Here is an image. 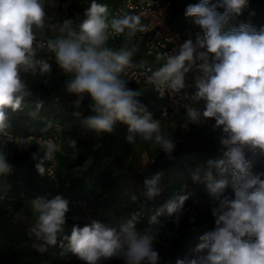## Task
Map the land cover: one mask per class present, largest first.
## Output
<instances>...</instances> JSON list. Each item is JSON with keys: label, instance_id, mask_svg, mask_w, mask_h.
<instances>
[{"label": "clouds", "instance_id": "obj_1", "mask_svg": "<svg viewBox=\"0 0 264 264\" xmlns=\"http://www.w3.org/2000/svg\"><path fill=\"white\" fill-rule=\"evenodd\" d=\"M46 5L47 0H0V176L12 171L6 151L10 143L20 149L31 146L14 136L10 113L39 116L43 102L37 100L34 109L30 107L35 96L30 81L39 77L47 85L52 62L66 77L63 88L74 97L72 115L81 130L112 134L119 122L127 126L128 144L135 145L139 138L171 159L176 141L162 132L161 121L141 102L143 90L128 86L135 76L130 69L137 67L135 38L146 28L141 16L122 10L112 15L107 3L91 0L77 26L71 18L51 24ZM247 5L248 0L189 4L184 15L204 35L197 36L195 43L187 39L171 51H157L159 67L144 68L146 82L160 98L178 97L172 108L174 112L183 109L181 127L210 124L218 132L223 152V158L207 161L203 177L200 168L192 174L193 182H207L214 230L199 236L189 255L177 258L175 264H264V170L254 173L246 159L248 153L264 158V26L231 23ZM46 28L56 34L41 38ZM115 37L123 38L118 48L109 43ZM193 70L195 91L189 93L185 89L193 85L186 84V76ZM86 101L88 115L81 111ZM65 143L75 159L79 154L76 139L38 142V152L31 156L41 176L54 178L46 163L56 160ZM213 167L221 177L218 180L213 179ZM229 173L230 193L225 178ZM159 179L157 174L144 181L149 199L161 194ZM188 199L187 193H174L151 215L148 226L138 228L139 214L118 226L97 220L69 226L68 199L60 194L51 199L37 196L27 200L35 217L27 232L30 247L44 254L59 246L61 255L70 252L82 264L112 260L160 264L155 244L164 225L159 218L174 216L179 226V214ZM190 222H195L194 215Z\"/></svg>", "mask_w": 264, "mask_h": 264}, {"label": "trees", "instance_id": "obj_2", "mask_svg": "<svg viewBox=\"0 0 264 264\" xmlns=\"http://www.w3.org/2000/svg\"><path fill=\"white\" fill-rule=\"evenodd\" d=\"M118 1L98 0L99 3H107L109 10ZM196 1L198 0H184L177 3L175 5V15L179 17L180 12H185L186 7L189 4H196ZM90 2L91 0H86L84 3L73 5V9L78 14L76 26L85 18L84 10ZM247 7L251 8L255 17H257V13L264 15L262 13L264 12V0H248ZM218 11L222 12L223 9H218ZM261 19L264 18L260 17ZM239 24H233V26L238 27ZM115 47L118 48L119 44ZM139 60L140 57L135 54L133 62H138ZM30 84L35 93V96L29 101V103L31 102L30 107L34 109L35 101L38 100L43 102V108L36 119H32L27 115L10 113L12 131H33L36 133V130L42 127V119L44 117L56 118L62 122L69 121L71 128L67 131L66 137L77 140L79 154L74 159L73 150L68 148L65 143L64 151H66V156L64 159L67 166L70 167L85 165L81 173L74 174L70 178L72 187L88 191L90 184L97 188V203L101 208L110 209L115 214H117L116 212L119 209L126 211V213H131L133 203L130 204V202L133 201L134 197L132 181L135 178L139 181L145 195L147 187L144 181L153 179L157 174H160L157 184L160 189L161 183L165 181L167 190L179 184V176L181 172H185L190 184V189L187 192L190 198L208 194L207 182H193L191 174L184 168L185 161L190 158L201 160L205 164H207L209 159L218 160L223 158L219 141L217 139L214 140L209 134L203 133L206 127L203 126L197 129L190 137L189 143L182 145L183 148H176L172 153L171 159L166 155L154 157L145 173L134 175L126 173L123 169V160L130 154L132 149L131 145L125 140V135L127 134L126 125L117 122L112 134H98L93 131L81 130L78 120L72 115L74 109L70 101L74 97L63 96L62 89L60 91L52 90V86L49 83L47 85L42 84L39 77L31 80ZM142 90L144 95L141 97V102L147 105L148 110L153 114V118L156 119L160 113L159 107L162 106L163 101L150 88ZM87 103L86 101L81 108L85 115L90 114ZM6 151L9 153L7 160L11 165L12 171L8 176H0V187L8 185L9 190H13L16 182L21 180L29 191L42 195L45 191V184L43 177L35 168L37 161H34L32 157L19 159V149L11 144L8 145ZM255 157L251 153L246 155V159L250 160L252 167ZM220 178L218 170L213 167V179L218 180ZM225 178L231 181V173L227 174ZM148 201L149 207L152 206L156 209L162 207L166 202L162 189L159 196L152 199L148 198ZM211 230H214V217H212L211 213L195 216L194 223L190 222V220L184 221L180 230V237L175 240L174 245L168 252V256L166 258L161 257L160 264H175L177 258H184L189 255L190 251L199 243V236ZM27 239L26 224L15 222L9 213L0 211V264H60L57 258L61 256L63 250L59 246L50 248L48 252L41 254L35 250L28 251L21 247Z\"/></svg>", "mask_w": 264, "mask_h": 264}, {"label": "rangeland", "instance_id": "obj_3", "mask_svg": "<svg viewBox=\"0 0 264 264\" xmlns=\"http://www.w3.org/2000/svg\"><path fill=\"white\" fill-rule=\"evenodd\" d=\"M85 1L86 0H47L46 11L48 13V17L50 18V23L57 24L58 22H62L64 19L71 18L74 21V26H76L78 14L73 9L74 8L73 5L81 4V3H84ZM260 17L264 18V15L257 13V17L254 16V22H255V26L257 27V29L260 26H264V21H262L264 19L260 20ZM45 34L54 35L56 33L49 32L48 29L46 28L45 30L41 32L40 34L41 38ZM110 46H112V44ZM41 55H45V54L42 53ZM52 64H53L52 74L48 82L49 85L52 86L51 89L59 90V91L62 89L63 96L69 97L70 95L67 94L65 90L63 89L64 80L66 79V77L64 76L63 73H61V71L57 68L54 62H52ZM128 86L133 89L139 88L141 90L144 88H148L146 85L134 84V83H129ZM164 103L165 101L162 102V106L160 107L158 106L160 108V113L156 119H159L161 121L162 132H164L165 134L170 133L172 136V139L176 141V148H183L182 146L183 144L185 143L188 144L192 134L197 129L203 126L206 127V130L203 133L209 134L214 140L216 139L218 140L217 138L218 134L213 133L212 129L210 128L208 124H205L202 126L189 125L188 128L181 127L183 123V117H182L183 109H181L179 112H174L172 106L169 105L167 110L163 112L162 108L164 106ZM42 121H43V125L39 130H36L37 131L36 133L33 131L31 132H13L12 131L14 136L25 139L29 144H31V146L27 149L18 148L19 149V153H18L19 159L30 158L32 157L31 153L38 152V147H39L38 142L41 139H49L51 137L54 138L56 136L57 142L61 140H65L66 133L69 130V128H71V123L69 121L62 122L59 119L48 118V117L46 118L44 117ZM56 125L61 126V128H60V133L59 134L57 133L54 135L53 127H56ZM10 144L17 147V145L13 143H10ZM131 147L132 149H131L130 154L126 156L123 160V169L126 173H130L134 175L145 173L148 170L149 166L151 165L152 158L165 155L156 146L150 143H147V142H142L139 138H137V143L135 145H131ZM64 149H65V146H64ZM64 149L59 153L60 155L57 154V158L54 162V167H55L54 169L59 175L69 179L70 182L72 183V180L70 178H72L74 174L81 173L82 169L85 168V165L75 166V167L67 166L66 161L64 159V157L66 156V151H64ZM38 155H42V153H39ZM62 163H63V167H62ZM253 164L254 165L252 167V171H254L255 169V159L253 161ZM48 165L49 164L46 163V167ZM42 177H43L44 184H45V191L42 195L29 191L25 183L21 180L16 182L13 190H9L8 185H4L0 187V195H4L5 197L14 198L12 201L1 202L0 211H5L9 213L12 216L13 221L15 222L25 223L26 232H28L29 226L34 223V219H35L32 213L31 207L28 204L27 200L34 199L37 196H44L48 199H51L53 196L57 194H60L64 198H66L63 191H60V192L56 191L49 185L46 176H42ZM165 185H166V181L161 183V189H162L164 198L166 199V202L164 204H166L167 201L173 196L174 190L176 188L182 185H185L184 187L185 193H187L188 189H190V184L188 182V176L187 174H185V172H181V175L179 176V184L174 185L170 190H167L165 188ZM132 186H133L134 197H133V201L130 202V204L133 203L132 205L133 209L131 210V213H128V215L132 216L135 213V209L140 206L139 203L141 199L143 198L146 199L147 203L144 206H140L141 210L144 211V214L147 217H151V215H154L158 209L153 208L152 206L149 207L148 198L144 195L142 185L139 183V181L136 178L132 181ZM71 189L75 191L78 195H82L85 192H87L81 189L80 190L74 189L72 187V184H71ZM88 191L92 192V194L94 195L96 215L99 218L103 219L108 216H113V214L115 215V212H112V210L101 208L100 206H98L97 188L89 184ZM190 201H195L196 204H198L200 207L195 208V210H193L191 214L185 216L181 220L179 227L176 230L175 228L173 229V226L170 224L166 225L165 227L168 233L169 232L174 233V239L176 240L180 237V234H181L180 230H181V227L184 221H189L190 218L193 217V215L199 216L204 213H211V204L209 202L208 194L198 195L193 198L189 197L188 202ZM118 212H124V211L119 209V211H117L116 213ZM67 223L69 226L71 225L68 221ZM68 230H70V228ZM161 242L160 243L157 242V245L162 246ZM30 243H31V240L28 237L27 241L24 244H22L21 247L28 251L33 250L30 247ZM57 260L60 264H64L62 262L61 256L58 257ZM71 264H82V262L79 260H76ZM107 264H123V261L112 260V261L107 262Z\"/></svg>", "mask_w": 264, "mask_h": 264}, {"label": "built area", "instance_id": "obj_4", "mask_svg": "<svg viewBox=\"0 0 264 264\" xmlns=\"http://www.w3.org/2000/svg\"><path fill=\"white\" fill-rule=\"evenodd\" d=\"M184 0H119L114 5L110 7V13L112 15L119 14V11H127L133 14H138L142 18V23L146 26L145 31L142 33H138L135 42L137 45L136 54L140 57L138 62H134L137 67L134 69H130V72H134L135 76L133 77V81L130 83L146 85L150 88L159 99L165 101L164 106L162 108L163 112H165L168 106H172L175 103H178V97H168L167 95L164 98H160L158 94L153 90L152 86L148 84L145 80V76L143 74L145 67H151L156 69L159 67V63L155 59V54L157 51H171L175 44H180L187 39H191L194 43L197 36H203V30L198 26L194 25L191 18H186L184 13L180 12L179 17L175 15V5ZM200 0L197 1L199 3ZM251 23L255 26L254 22V14L250 7H246L243 14L240 17H235L232 24L239 23ZM256 27V26H255ZM122 37H115L110 40V45L113 47L116 46L118 42L122 41ZM151 73H148L150 75ZM195 70L190 72L186 76V84L193 85L192 87H187L185 89L186 92H194V75ZM210 126V124H208ZM61 126L56 125L53 127L54 135L60 133ZM211 128V126H210ZM212 129V128H211ZM213 133L214 132L212 130ZM52 139L56 140V136ZM57 141V140H56ZM59 142V141H58ZM58 155H60L58 153ZM55 162V161H54ZM54 162H51L47 167L52 169V173L54 178L48 175H45L49 185L55 189L56 191H63L66 198L69 200V208L70 211L67 214L68 222L72 225L74 223H79L81 225L85 223H91L93 220H97L101 223H104L109 226H118L121 222L131 218L128 213L120 212L113 216H108L103 219L99 218L96 215L95 208V199L92 192H85L82 195H78L75 191L71 189V182L69 179L59 175L55 171ZM185 170L192 174L198 169H201V176L203 177V171L208 168V165L203 163L201 160L190 158L184 163ZM264 170V158L259 156L255 157V169L254 173ZM213 172V168H212ZM185 185H182L174 190L176 194H184ZM227 191L231 192V181L229 182V187ZM173 196L170 198L172 199ZM14 198L5 197L4 195H0V203L12 201ZM147 203L146 199H141L139 205L144 206ZM138 205V206H139ZM135 209L134 214L138 215V228H143L148 226V220L150 217H147L144 214V211L141 210V207ZM200 206L196 204L195 201H190L184 203L183 209L180 215V221L191 214L195 208H199ZM161 223L164 225L160 230V235L157 238V242H161L162 246L155 244V247L160 253V256L166 258L168 256L169 250L175 243L174 233L167 231L165 229L166 225L170 224L173 226L175 230L179 227L174 223L175 217L161 216ZM31 226V225H30ZM29 226V227H30ZM62 262L64 264H71L74 261L78 260L75 256H73L70 252L61 255Z\"/></svg>", "mask_w": 264, "mask_h": 264}, {"label": "bare ground", "instance_id": "obj_5", "mask_svg": "<svg viewBox=\"0 0 264 264\" xmlns=\"http://www.w3.org/2000/svg\"><path fill=\"white\" fill-rule=\"evenodd\" d=\"M120 44V42H118L116 45ZM36 135V134H35Z\"/></svg>", "mask_w": 264, "mask_h": 264}]
</instances>
